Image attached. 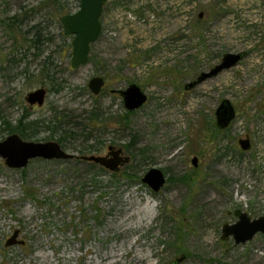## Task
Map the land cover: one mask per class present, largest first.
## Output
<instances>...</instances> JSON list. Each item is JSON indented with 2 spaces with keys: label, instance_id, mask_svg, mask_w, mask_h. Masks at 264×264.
Segmentation results:
<instances>
[{
  "label": "rangeland",
  "instance_id": "obj_1",
  "mask_svg": "<svg viewBox=\"0 0 264 264\" xmlns=\"http://www.w3.org/2000/svg\"><path fill=\"white\" fill-rule=\"evenodd\" d=\"M63 1L70 13L80 8ZM44 4L0 0V141L11 135L5 121L15 126L28 114L40 128L23 139L74 133L61 145L76 158L34 159L24 169L0 158V264H264V234L240 245L221 238L236 210L264 216V0H107L89 62L76 69L73 36ZM35 26L38 48L30 46ZM239 52L247 54L236 67L185 89ZM97 76L107 81L100 96L88 87ZM132 83L148 100L130 113L110 90ZM38 88L45 103L30 106ZM226 99L236 118L218 130ZM95 108L108 120L83 131ZM110 146L130 157L119 172L83 159ZM151 168L167 176L159 192L142 181ZM15 231L24 244L6 247Z\"/></svg>",
  "mask_w": 264,
  "mask_h": 264
},
{
  "label": "water",
  "instance_id": "obj_2",
  "mask_svg": "<svg viewBox=\"0 0 264 264\" xmlns=\"http://www.w3.org/2000/svg\"><path fill=\"white\" fill-rule=\"evenodd\" d=\"M107 0H81L80 8L77 12L66 14L60 18V23L64 28V35L73 36L71 68L76 69L89 62L92 44L96 43L102 32L101 17L103 8ZM203 14H200V18ZM247 52L226 53L219 64L209 72H203L199 77L185 85L186 90H192L208 79H211L225 70L236 67L246 56ZM105 80L103 77H93L89 84V90L93 95L101 94ZM119 94L125 108L128 111H135L145 105L148 100L147 94L135 83H132L125 90H112ZM47 97L45 88H38L30 92L26 100L30 106H43ZM216 124L221 130L227 129L236 118V109L229 100H223L216 110ZM239 145L242 150L247 151L251 148L249 137L241 139ZM74 155L67 152L58 142H34L23 139L14 133L5 140L0 141V158L12 169H24L34 159L45 160H73ZM84 160L94 162L111 172H119L121 167L130 162V157L123 154V149L110 146L108 154L105 156H87ZM195 167L198 166V159L192 160ZM155 192H159L166 184V175L159 168H151L142 178ZM237 221L233 224H224L222 228V239L232 238L236 245L246 244L254 239L258 234H264V216L252 218L242 210H236ZM19 231L6 241L5 246L11 247L17 244H24L19 240ZM183 258L178 259L172 264H178Z\"/></svg>",
  "mask_w": 264,
  "mask_h": 264
},
{
  "label": "trees",
  "instance_id": "obj_3",
  "mask_svg": "<svg viewBox=\"0 0 264 264\" xmlns=\"http://www.w3.org/2000/svg\"><path fill=\"white\" fill-rule=\"evenodd\" d=\"M78 3H81V0H77ZM46 8H49L50 10L52 9V13L54 12L55 14L60 15L61 17L66 15V14H71V8L70 5L66 2H64L63 0H46ZM80 7V4H79ZM60 17V18H61ZM52 18V16H51ZM55 18V16H54ZM13 19H20L19 16L14 17ZM60 21V19H59ZM61 24V23H60ZM63 27V26H62ZM33 29L37 30L40 29L38 26L33 27ZM36 34V35H35ZM30 40V46L32 47H36L38 48V46L41 43V39L39 38L40 36V30H37ZM64 34V31H63ZM72 45V44H71ZM49 60H46L44 62V64L46 65L45 68H49L50 65H52L51 62H48ZM59 90V89H57ZM106 113H104L102 110L95 108L94 110L91 111L90 115L87 117V124L83 127V131L86 130L87 127H95L96 125H99L102 122H106L108 119L105 118ZM30 116L28 114L23 115L18 121H17V125L12 126L11 123L5 121V124L7 125V131H9L11 134H20V136H22L23 138H29L31 136H33V134H35L38 129L40 128V124L39 121H33V120H29ZM4 118L2 117V120ZM58 123H56V125L54 127H51L48 125L47 128H49V130L51 131V133L53 134H58L61 131V128L57 125V124H63V122L60 119H57ZM126 123L128 122L127 120H125ZM67 123V124H66ZM120 123V122H119ZM64 124L66 125H72V127H70L71 129H74L75 126H78L77 123H73L72 121H66ZM95 124V125H92ZM92 125V126H91ZM65 127V126H64ZM219 130V129H218ZM74 133H67L65 132L64 134L61 133V137L57 140L60 144H64V142L66 141L67 137L69 138H73ZM91 134L89 136H87L86 142H88L91 138ZM95 148V146L90 145L88 147L87 150L91 151ZM133 157L135 158V154L133 155ZM136 174V172L134 173ZM133 174V175H134ZM132 175V174H129Z\"/></svg>",
  "mask_w": 264,
  "mask_h": 264
},
{
  "label": "flooded vegetation",
  "instance_id": "obj_4",
  "mask_svg": "<svg viewBox=\"0 0 264 264\" xmlns=\"http://www.w3.org/2000/svg\"><path fill=\"white\" fill-rule=\"evenodd\" d=\"M222 60V59H221ZM105 80V79H104ZM106 86H107V81L105 80V85H104V87H103V90H102V92H101V94H99L98 96H100V95H102L105 91H106ZM112 90H117V89H111L110 90V92L112 93V94H117V93H114V92H112ZM119 95V94H118ZM95 96V95H94ZM120 96V95H119ZM121 97V96H120ZM122 98V97H121ZM123 100V99H122ZM127 110V109H126ZM128 111V110H127ZM130 113L131 112H133V111H129ZM217 125V124H216ZM218 128V127H217ZM219 129V128H218ZM219 130H221V129H219ZM59 143V142H58ZM60 144V143H59ZM62 146V145H61ZM63 147V146H62ZM114 147V146H113ZM116 148V147H115ZM64 149V148H63ZM109 149V148H108ZM118 149V148H117ZM107 154H108V152H107ZM106 154V155H107ZM123 154H124V151H123ZM74 155V154H73ZM125 155V154H124ZM75 156V155H74ZM92 156V155H91ZM105 156V155H104ZM126 156V155H125ZM76 158V156L74 157V159ZM73 159V160H74ZM96 164V163H95ZM166 182H167V176H166Z\"/></svg>",
  "mask_w": 264,
  "mask_h": 264
},
{
  "label": "built area",
  "instance_id": "obj_5",
  "mask_svg": "<svg viewBox=\"0 0 264 264\" xmlns=\"http://www.w3.org/2000/svg\"><path fill=\"white\" fill-rule=\"evenodd\" d=\"M124 14H126L127 19H137L135 16H133L132 13L125 11Z\"/></svg>",
  "mask_w": 264,
  "mask_h": 264
}]
</instances>
